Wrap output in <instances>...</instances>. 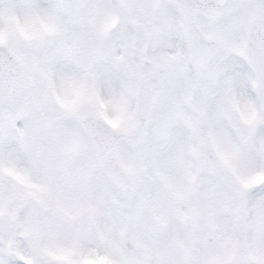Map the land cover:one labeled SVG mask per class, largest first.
Segmentation results:
<instances>
[{"label":"snow or ice","instance_id":"6c2138e0","mask_svg":"<svg viewBox=\"0 0 264 264\" xmlns=\"http://www.w3.org/2000/svg\"><path fill=\"white\" fill-rule=\"evenodd\" d=\"M0 264H264V0H0Z\"/></svg>","mask_w":264,"mask_h":264}]
</instances>
